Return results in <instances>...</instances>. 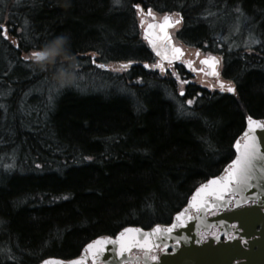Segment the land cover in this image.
Instances as JSON below:
<instances>
[{
  "label": "trees",
  "instance_id": "obj_1",
  "mask_svg": "<svg viewBox=\"0 0 264 264\" xmlns=\"http://www.w3.org/2000/svg\"><path fill=\"white\" fill-rule=\"evenodd\" d=\"M135 5L179 18L187 53L223 55L235 97L180 96ZM60 33L78 65L63 87L30 59ZM244 112L264 116V0H0V264L167 221L225 161Z\"/></svg>",
  "mask_w": 264,
  "mask_h": 264
},
{
  "label": "flooded vegetation",
  "instance_id": "obj_2",
  "mask_svg": "<svg viewBox=\"0 0 264 264\" xmlns=\"http://www.w3.org/2000/svg\"><path fill=\"white\" fill-rule=\"evenodd\" d=\"M198 51L193 53L186 52L184 56L175 63L160 62L155 58V67L160 69L162 66L164 70L170 72L174 71L180 80L178 90L189 92V86L198 85L205 92L219 93L234 95L236 90L235 83L230 79L228 73L223 69L225 59L223 55L217 54L218 57V71L217 76L214 78L208 77L205 74L206 67L199 64V59L202 55ZM179 66L181 73L177 72ZM195 69H200L195 71ZM217 80L222 81V85L216 84ZM229 85L233 91H228ZM180 88V89H179ZM192 90V89H191ZM251 116L247 112L243 114V125L235 134L231 141L230 152L225 161L220 165L219 169L211 176L200 181L192 190L182 206L175 212L170 219L165 222L153 224L149 226H134L142 231H148L159 225L161 231H167L169 226L175 224L176 227L172 228V232L166 235H158L155 240L151 237L150 243L153 247L150 250V255L157 257L156 260L149 259L147 264H161L162 258L168 257V262L171 255L174 254L176 249L187 247L194 253L193 257H198L197 264H241L245 261L241 255L244 252L255 250L253 245L264 241V186L260 188V183L253 184L250 182L242 192L233 191L235 184L230 185L228 191L221 192L220 195L223 199H218L216 191L219 185H212L207 189L208 197L203 198L204 203L199 207H194L190 202V196L194 190L202 184H206L208 180L215 177L223 179L226 176V169L231 168V161L238 156L236 142H240V152L243 150L242 143L244 142V130L246 127V120ZM253 119H258L264 124V116H251ZM256 185V186H255ZM259 188H254V187ZM196 202L197 204H200ZM214 205V207L212 206ZM177 213H182V216L177 217ZM180 226L186 230L184 237L178 236ZM121 227L111 233L101 234L98 236L110 238L115 241L118 234L125 228ZM95 236L88 240L76 253L71 257L60 258L64 264L81 258L82 261L78 264H145L143 259L137 260V257H142L143 252L136 247H132L128 252L123 255L101 256L100 252L96 249H86V245L95 239ZM143 240V239H142ZM185 245V246H183ZM116 246V242L112 247ZM111 253V252H110ZM199 255V256H198ZM192 262V259L190 260ZM196 260H193L195 263Z\"/></svg>",
  "mask_w": 264,
  "mask_h": 264
},
{
  "label": "water",
  "instance_id": "obj_3",
  "mask_svg": "<svg viewBox=\"0 0 264 264\" xmlns=\"http://www.w3.org/2000/svg\"><path fill=\"white\" fill-rule=\"evenodd\" d=\"M138 10L141 12L142 11L141 7H139ZM149 13L151 12L149 10H146L145 15L142 16L139 20V25L142 27L141 29L142 39L145 40L152 54L155 57H157L160 61L168 62V63L178 61L183 56L184 50L179 44H176L174 42L170 31L179 23V19L178 18L172 19L171 16L167 14H163L160 17H157L154 13L151 14ZM165 15L168 16L167 22H165L164 20ZM146 17H148V20L146 19ZM161 25H164L163 30L161 28ZM165 36H167V39H165ZM175 48H179L181 50L180 53L178 54L175 53L174 52ZM202 61H207V63H204ZM218 62H219L218 58L214 54H208L206 56L201 57L199 60L200 65L206 66L205 74L209 77L217 76ZM145 67H147V64H145ZM217 84L221 86L222 82L217 81ZM253 120L258 121L260 124H262V122L257 119H253ZM245 133H248L254 139L258 149L257 160L255 161V171L252 178L250 179V182L253 184L260 183V188H262L264 186V128L257 126H253L250 128L249 121H247L244 130V142H245ZM244 142L242 143V146L244 145ZM237 153L239 155L240 151L237 150ZM209 187H212V185L208 186V188ZM254 188L257 189L259 187H254ZM196 189L191 195V200L193 196L196 194ZM207 189L205 190L204 193L200 194V197L197 198L196 202H199L198 200H200L201 197L202 199L208 197ZM128 228H132V227H128ZM154 228L148 231L141 230L138 233H133V235H135L137 238L142 240L144 238V234L148 233L149 237L155 240V238L158 235H166L172 232V230L171 232L161 231L160 227L158 231L153 232ZM176 234L180 237H184L186 235V230L184 229L183 226H180L179 232ZM102 238L104 237H97L94 240H92L90 243ZM114 242L115 241L108 239L106 242L102 243L100 245L101 248L100 255L104 256L109 254L111 256L112 254L114 256L119 247L117 243L115 247H112V244ZM90 243H88L87 245H89ZM87 245H86V249H88ZM253 246L256 247L255 250L251 249L250 251L244 252L241 255L243 258H245V261L241 264H264V241H260L258 244ZM93 248L96 249V246H94ZM193 255L194 253L190 251L187 247L176 249L174 254L171 255V259L169 263H167L168 257H166V258H162L161 264H197L196 262L198 261V257L191 258L193 257ZM191 259L192 262L190 261ZM193 260H196L195 263L193 262ZM80 261H82V259L77 258L76 260L67 262L65 264H72V262H80ZM45 262H47V264H64V261L62 259L54 258V257L44 258L38 264H45ZM106 264H115V263H106Z\"/></svg>",
  "mask_w": 264,
  "mask_h": 264
},
{
  "label": "snow or ice",
  "instance_id": "obj_4",
  "mask_svg": "<svg viewBox=\"0 0 264 264\" xmlns=\"http://www.w3.org/2000/svg\"><path fill=\"white\" fill-rule=\"evenodd\" d=\"M136 8H139L140 5H135ZM151 14V13H149ZM165 22L168 20V16L165 15L164 17ZM164 25H161V28L163 30ZM165 39H167V36H165ZM179 48H175V53H180ZM41 54L37 51H34L31 56L38 58ZM25 59H28L26 56ZM204 63H207V61H202ZM127 65H123V67H126ZM78 67V65H77ZM232 87L229 85L228 91H232ZM188 103H191V101H188ZM250 128L253 126L262 127L264 128V124H260L258 121L253 120L251 116L248 117ZM235 147L238 151H240V142L237 141ZM257 145L254 141V139L248 134L245 133V142L243 145V151L240 152V154L231 161V168L226 169V176L223 177H215L211 180L207 181V184H202L200 187L196 189V194L193 196L192 200L189 202L194 207H199L204 203L202 197L200 199V204H197V198L200 197L201 193H204L205 190L208 188V186L211 185H219V189L215 190L216 195L218 199H223V196L220 195L221 192L228 191L230 185L235 184V188L232 190L240 191L242 192L244 188L248 186L249 180L252 178L254 171H255V161L257 160ZM214 207V205H212ZM182 216V213H177V217ZM176 227L175 224L169 226L167 229L168 232H171L172 228ZM159 230V225L156 226V228L153 229V232H156ZM140 229H133V228H124L120 234L117 235L115 238V242L119 245L117 250V255H123L125 252H128L132 247L139 248L143 252L142 257H137V260L143 259L145 261V264H147V261L149 259L156 260L157 257L154 255H150V250L153 247V245L150 243L149 234L145 233L143 240L137 238L133 233L140 232ZM110 238H102L98 239L96 241H93L89 245H87L88 249H93L94 246H96V252H100L101 248L100 245L104 242H106ZM47 264V262H45ZM72 264H78V262H72Z\"/></svg>",
  "mask_w": 264,
  "mask_h": 264
},
{
  "label": "clouds",
  "instance_id": "obj_5",
  "mask_svg": "<svg viewBox=\"0 0 264 264\" xmlns=\"http://www.w3.org/2000/svg\"><path fill=\"white\" fill-rule=\"evenodd\" d=\"M41 55L30 57L35 67L49 70L53 83L63 87L77 79V61L71 51L70 37L60 33L45 41L39 50Z\"/></svg>",
  "mask_w": 264,
  "mask_h": 264
},
{
  "label": "rangeland",
  "instance_id": "obj_6",
  "mask_svg": "<svg viewBox=\"0 0 264 264\" xmlns=\"http://www.w3.org/2000/svg\"><path fill=\"white\" fill-rule=\"evenodd\" d=\"M237 34H238V36L241 37V36H242V35H241V34H242V31H239ZM116 68H117V67H114V69H116ZM159 70H160V69H157V68H156V72H157V74H160V71H159ZM163 72H164V71H163ZM179 87L181 88V85H179ZM180 88H179V89H180Z\"/></svg>",
  "mask_w": 264,
  "mask_h": 264
},
{
  "label": "bare ground",
  "instance_id": "obj_7",
  "mask_svg": "<svg viewBox=\"0 0 264 264\" xmlns=\"http://www.w3.org/2000/svg\"><path fill=\"white\" fill-rule=\"evenodd\" d=\"M224 51V50H223ZM236 69H237V67H236ZM250 70V69H249ZM248 71V70H247ZM237 94V91L235 90V92H234V95L232 96V97H235V95ZM209 98V97H208Z\"/></svg>",
  "mask_w": 264,
  "mask_h": 264
}]
</instances>
